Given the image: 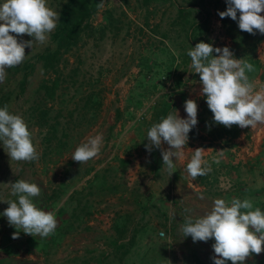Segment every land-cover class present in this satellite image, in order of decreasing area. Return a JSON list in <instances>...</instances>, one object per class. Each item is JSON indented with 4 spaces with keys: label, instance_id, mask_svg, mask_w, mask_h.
<instances>
[{
    "label": "rangeland",
    "instance_id": "rangeland-1",
    "mask_svg": "<svg viewBox=\"0 0 264 264\" xmlns=\"http://www.w3.org/2000/svg\"><path fill=\"white\" fill-rule=\"evenodd\" d=\"M67 1L48 3L60 12ZM86 3L91 10L79 24L77 39L60 49L52 68L44 69L37 58L45 47H56L50 33L47 44L26 47L23 63L6 69L0 82V107L7 104L24 118L39 152L38 160L17 162L0 141V199H17L9 185L17 179L35 182L42 193L34 202L46 211L55 209L59 221L49 237L19 231L13 239L18 230L0 215V264H196L193 259L214 264V238L194 242L183 237L184 218L210 211L213 195L227 197L224 193L238 184L241 171L256 181L250 180L245 190L239 184L232 193L264 211V152L251 153L253 142L248 141L249 154L241 156L238 145L231 167L223 158L215 164L214 156L204 155L212 171L197 177L205 183L200 190L186 171L190 153L173 158L176 171L170 176L161 149L146 150L147 132L174 112L182 84L199 77L190 67L189 49L201 41L227 46L235 58L261 67L264 77V34L240 30L239 12L237 20L221 18L227 0ZM198 6L207 11L205 19ZM193 19L202 22L194 23L189 40L186 31ZM17 39L33 38L24 34ZM54 77L58 82L50 95L46 86ZM256 90L264 91V86ZM171 95V107L162 114V101ZM247 128L235 125L237 132ZM97 134H103L99 156L84 164L74 161L76 147ZM162 148L169 145L162 143ZM236 159H243L242 164ZM8 206L0 201V213ZM244 264H264V251Z\"/></svg>",
    "mask_w": 264,
    "mask_h": 264
},
{
    "label": "clouds",
    "instance_id": "clouds-1",
    "mask_svg": "<svg viewBox=\"0 0 264 264\" xmlns=\"http://www.w3.org/2000/svg\"><path fill=\"white\" fill-rule=\"evenodd\" d=\"M227 4V9L219 12L221 18L237 20L239 12L240 30L253 35L256 31L264 34V15H261L264 0H227ZM98 7H103V4ZM59 22L60 12L52 8L48 0L0 2V82L6 78V69L23 63L27 56L26 47L32 49L34 43H48L49 34ZM24 34L33 39H17ZM214 51L218 55L214 56ZM187 55L191 58L192 72L199 74L203 86L200 95L206 96L215 123L228 128L233 125L254 128L257 124H264V91H254L257 84L250 81L247 75L255 71L252 63L235 58L227 46L214 48L203 41L189 49ZM185 111L187 118H181L176 110L153 124L147 132L146 150L151 152L154 147L161 149L163 165L170 176L176 171L173 158L182 156L188 134L198 123V105L194 99L185 101ZM33 135L21 115L10 112L7 104L0 107V141L11 160L32 162L39 159ZM162 143H167L169 148L163 149ZM102 146L103 134L89 137L76 147L71 158L80 164L87 163L99 156ZM223 155L224 151L218 150L212 163L219 164ZM186 171L192 180L212 171L211 163L204 159L203 148L194 150ZM9 185L11 195L17 199H0L9 205L0 215L5 216L9 225L18 230L12 234V238H19V231L40 238L54 234L59 223L55 209L46 211L34 202V198L41 196V187L24 179H17ZM199 198L204 199L202 193ZM184 211L191 212V209ZM184 221L181 225L183 237L191 236L194 242L214 238V264H226L229 260L232 264H244L252 254L258 255L264 251V211L259 207L254 208L250 199L233 198L229 202L216 198L210 211L195 219L186 216Z\"/></svg>",
    "mask_w": 264,
    "mask_h": 264
},
{
    "label": "crops",
    "instance_id": "crops-1",
    "mask_svg": "<svg viewBox=\"0 0 264 264\" xmlns=\"http://www.w3.org/2000/svg\"><path fill=\"white\" fill-rule=\"evenodd\" d=\"M247 75L250 78V81L255 82L257 84V88L259 89L260 87L264 86V77L263 72L261 70V67H258L257 69L255 68L254 72L247 73ZM202 84L200 83V77L188 80L185 83L182 84L183 88V95L178 99L177 104L174 107V112L177 110L179 116L181 118H187V113L185 111V101L187 99H194L198 105V113H197V120L198 123L195 127L192 128V130L189 132L188 136V142L183 148V153H190L192 156L194 154V150L197 148H203L204 149V155L205 156H216L218 150H223L224 155L223 159L225 162L229 163V160L231 159V155L234 152V148H237L238 145L239 150L241 152V156L243 154L248 155V141H252V149L251 153H263L264 152V124H257L256 127L251 128V126H248L246 132L243 130H239L236 134H228L227 132H216V129L214 127L219 126V124L215 123L212 121L213 116L212 112L209 109L207 102H206V96H204V99H201L202 95H200V92L202 90ZM257 91V90H256ZM200 105V106H199ZM247 134V135H246ZM257 144V148L255 146ZM246 145V146H245ZM255 154V153H254ZM230 157V158H229ZM234 161V160H233ZM242 160L234 161V162H240L242 164ZM231 162V160H230ZM229 167H231V164L229 163ZM175 172V171H174ZM247 171H244L240 173V181L238 184L236 183L235 185L231 186L224 194L227 197H219L213 195L212 199L216 198H223L226 201H231L233 198H239L234 195V191L232 189L234 187H238L239 184L241 186L240 189L245 190L247 186L250 183V180L254 179L256 181L255 177H252L251 179L247 178L245 174ZM262 174V173H261ZM254 181H251V184H253ZM259 181V180H258ZM191 185L194 187L199 188L200 190L202 188H205V183H199L198 180H190ZM208 186V185H207ZM253 186V185H252ZM262 186H264L262 184ZM263 188V187H262ZM236 191V190H235ZM240 195H243V192H240ZM185 198V197H184ZM213 199V200H214ZM242 200V199H241Z\"/></svg>",
    "mask_w": 264,
    "mask_h": 264
},
{
    "label": "trees",
    "instance_id": "trees-1",
    "mask_svg": "<svg viewBox=\"0 0 264 264\" xmlns=\"http://www.w3.org/2000/svg\"><path fill=\"white\" fill-rule=\"evenodd\" d=\"M199 7V6H198ZM183 9L179 7V11ZM91 10V6L86 3V0H68L65 4L62 5V8L60 10V22L58 23L56 29L51 33V38L55 42L56 47L51 50L48 46L45 47L42 51L37 53V58H39L42 61V66L44 69L52 68L59 60V54L60 49L65 50L69 48L77 39L78 30H79V24L83 21V19L88 15V13ZM198 11L200 12L202 19H205L207 16V11H205L203 8L199 7ZM195 20L193 19L187 27L186 35L191 40L190 32L193 29L194 23H200L201 20ZM22 82V81H20ZM58 82L57 77H54L50 81V85L46 86L48 87L50 95H52L54 87L56 83ZM45 86V85H44ZM182 95V92H179L178 97ZM172 95L168 96L163 99L162 105H161V113L165 114L171 107L172 104ZM40 113L43 112V109H38ZM214 121V119H212ZM216 129V132H227L228 134H236L237 130L235 129V125H233L231 128L225 127L221 124L219 126L214 127ZM116 244L121 245L123 243L116 242ZM194 263L196 264H203L201 261L197 259H193Z\"/></svg>",
    "mask_w": 264,
    "mask_h": 264
},
{
    "label": "built area",
    "instance_id": "built-area-1",
    "mask_svg": "<svg viewBox=\"0 0 264 264\" xmlns=\"http://www.w3.org/2000/svg\"><path fill=\"white\" fill-rule=\"evenodd\" d=\"M227 184H229V182H227V181H225ZM157 233H158V235H161V233H163V231L162 230H158L157 231Z\"/></svg>",
    "mask_w": 264,
    "mask_h": 264
}]
</instances>
